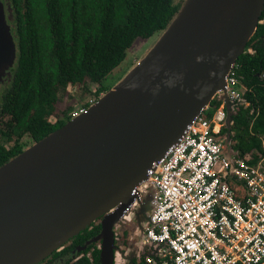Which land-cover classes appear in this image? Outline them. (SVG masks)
<instances>
[{"label": "water", "instance_id": "obj_1", "mask_svg": "<svg viewBox=\"0 0 264 264\" xmlns=\"http://www.w3.org/2000/svg\"><path fill=\"white\" fill-rule=\"evenodd\" d=\"M263 0H183L152 44L84 111L0 165V264H34L97 215L135 203L151 214L147 169L216 92L244 52ZM15 48L0 2V81ZM137 188L140 191L133 194ZM144 192L145 200L140 199ZM101 263L110 264L104 225ZM142 226V227H143Z\"/></svg>", "mask_w": 264, "mask_h": 264}, {"label": "trees", "instance_id": "obj_2", "mask_svg": "<svg viewBox=\"0 0 264 264\" xmlns=\"http://www.w3.org/2000/svg\"><path fill=\"white\" fill-rule=\"evenodd\" d=\"M182 1L10 0L17 64L12 87L1 92L0 106L10 114L8 128L18 136H28L29 142H16L10 149L0 146V165L70 119L65 115L51 123L46 120L57 90L87 81L96 87L86 90L82 106L89 99L96 100L112 86L102 81L123 62L133 40L154 34V41ZM258 33L256 27L235 61L237 79L245 86L241 98L247 106L235 107L229 129L231 148L239 155L250 153L251 163L264 154V79L259 77L264 73V50L254 41ZM217 103L212 99L209 105ZM224 131L223 124L221 136ZM97 216L63 242L70 238L81 243L95 235ZM91 246V262L99 264L98 249ZM82 261L90 264L86 257Z\"/></svg>", "mask_w": 264, "mask_h": 264}, {"label": "built area", "instance_id": "obj_3", "mask_svg": "<svg viewBox=\"0 0 264 264\" xmlns=\"http://www.w3.org/2000/svg\"><path fill=\"white\" fill-rule=\"evenodd\" d=\"M236 70L234 63L223 87L232 113L247 106ZM219 94L212 98L217 105L204 106L147 169V264H264V154L253 163L250 153L232 148L235 153L225 156L220 133L226 109ZM132 208L137 205L123 210Z\"/></svg>", "mask_w": 264, "mask_h": 264}, {"label": "flooded vegetation", "instance_id": "obj_4", "mask_svg": "<svg viewBox=\"0 0 264 264\" xmlns=\"http://www.w3.org/2000/svg\"><path fill=\"white\" fill-rule=\"evenodd\" d=\"M0 2L3 6L5 21L9 26L10 34L12 36L15 48V57L13 63L4 71V74L1 76V99V92L6 88L12 87V83L14 81V69L17 64L18 44L13 32L11 31L13 25L11 20L13 18L10 15V0H0ZM260 14L261 18L258 17V22L256 25V27L259 28V33L254 38V41H256L258 45L261 46V48L264 50V8L263 11L261 10ZM253 35L254 32L250 37H252ZM94 85L96 87V84ZM80 86L81 88L77 91L76 88H79ZM69 87L70 89L73 87L74 92L70 94L71 97L69 99V92L67 93L68 105L61 110L59 116L55 117V103L58 92ZM86 90H88L87 84L81 85L80 83L67 84L63 89L57 90L55 93V99L52 103V111L49 113V115L46 116V120L51 123L54 122L58 117H63L66 115L71 118L77 113L84 111L95 100L89 99L86 106H82L81 104V107L79 109H83L82 111H78V109L75 111H69L66 110V108L70 105L75 104L76 102L74 101H81L80 103H83L87 95ZM101 94L102 92H100L99 96ZM89 101H91V103ZM9 118L10 114L2 110L0 106V146H2L4 149H10L16 142L20 143V141L23 142L24 140H26V142H29L28 136L26 137L23 134H21V136H18V133L13 132L8 128ZM96 219L98 232L95 235L90 236L81 243L69 238L67 241L55 247L46 256H44L34 264H83V257L88 258L90 264H93L91 262L92 256L90 255L93 249V247L91 246L92 244L98 249L100 264L105 232L104 225H106V228L108 227V235L110 240V264H115L114 260L116 253L118 254V256H124V258L126 259V264H147V255L150 251V244L144 240L142 227L144 216L141 212H139L138 209H136V211L130 209H127L126 211L122 210V212L118 216L116 215L112 219L108 216V212H106L97 216ZM98 235L100 236V240L97 239Z\"/></svg>", "mask_w": 264, "mask_h": 264}, {"label": "rangeland", "instance_id": "obj_5", "mask_svg": "<svg viewBox=\"0 0 264 264\" xmlns=\"http://www.w3.org/2000/svg\"><path fill=\"white\" fill-rule=\"evenodd\" d=\"M180 1L182 0H172L173 3H178V2L180 3ZM154 37L155 36L153 34L151 37L135 38L133 42L131 43L130 47L127 49L126 56L123 62H121L119 66L114 68L113 71L110 74H108L102 82L105 85H110V86L113 85L118 80V78H120L126 72V70H128L130 65L133 64L144 53L147 47H149L152 44ZM85 83L88 86V90L94 89L95 87L94 84H91L87 81H85ZM80 88L81 86L79 88L77 87L76 90L78 91ZM68 92H69V95H68V99H69L71 97L70 94L74 92L73 87L71 89L69 87L67 89H64L58 92L56 103H55V115H54L55 117L59 116L61 113V110L68 105V99H67ZM86 98L87 97H85V99ZM74 102L76 103L68 106L67 108L69 109L66 108V110L75 111L81 107V104H82L80 103L81 101H74ZM144 190L145 189L143 188L142 191ZM140 199L141 200L146 199V195L144 194V192L140 193ZM130 210L136 211V208H132ZM125 260L126 259L124 258V256H118V254L116 253L115 260H114L115 264H126Z\"/></svg>", "mask_w": 264, "mask_h": 264}]
</instances>
